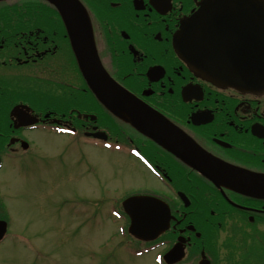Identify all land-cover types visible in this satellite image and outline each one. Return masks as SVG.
I'll use <instances>...</instances> for the list:
<instances>
[{"label": "flooded vegetation", "instance_id": "obj_1", "mask_svg": "<svg viewBox=\"0 0 264 264\" xmlns=\"http://www.w3.org/2000/svg\"><path fill=\"white\" fill-rule=\"evenodd\" d=\"M200 1L80 0L105 68L172 123L162 132L165 143L93 95L54 3L0 0V222H6L5 237L15 234L13 209H23L14 178L28 176L36 158L43 168L37 208L60 209L55 195L62 149L75 146L74 160H84L87 174V151L117 144L128 174H133L129 166L138 171L137 163L160 190L149 188L143 177L133 189L166 201L174 216L169 242L183 236L184 257L203 249L212 264L217 254L224 262L232 258L244 264L236 256L264 253V193L233 189L221 178L233 168L236 181L264 180V91L216 85L196 76L175 53V28ZM229 43L226 35L221 44ZM86 197L85 209H92ZM215 230L227 237L213 238ZM208 232L211 238L205 237ZM54 248L57 244L53 253Z\"/></svg>", "mask_w": 264, "mask_h": 264}, {"label": "rangeland", "instance_id": "obj_2", "mask_svg": "<svg viewBox=\"0 0 264 264\" xmlns=\"http://www.w3.org/2000/svg\"><path fill=\"white\" fill-rule=\"evenodd\" d=\"M89 150L87 155L91 172L88 170L87 174L84 160L82 162L74 160L78 156L74 155V152L78 151L75 146H70L69 150L62 155L61 166L57 171L59 191L55 195L56 201L60 199V209L37 208L42 202L40 197L42 182L38 180L43 168L39 158L31 164L32 168L28 176L14 178L18 205L23 209H13L17 216L13 223V230L31 235L42 227L45 229L46 226H52L55 223L58 227L57 238L60 247L57 264H160L156 258L162 247L152 248L140 244L137 248L140 254L126 247L133 249L131 242L125 239L123 232L125 220L119 215V209H92V217L87 219L84 215L85 209H74L70 206L71 201L76 197L78 200L83 199L86 193L87 195H98L99 191L100 194L114 193L115 199H113L116 202L123 192H120L122 188L123 190L139 188L136 185V179L149 177L144 172L141 173L142 170L139 169L140 166L137 163L134 164L138 167H135L138 171L133 168L134 166H129L132 167L130 173H133L129 175V168L123 166L128 167L124 155H118L116 152L110 153L103 149ZM56 166L57 164L52 161L50 167L55 168ZM8 178L11 179L10 176ZM130 180L135 183L127 188L126 184ZM147 180L149 188L160 191L154 186L153 179L147 178ZM100 183L103 186L99 189ZM91 185V191H88ZM114 200L105 198L101 202L107 203L101 206L110 207ZM45 202L46 200H44V205ZM215 232L213 238L227 237V232L223 231L220 234L216 230ZM210 235L211 232H208L205 237L211 238ZM33 240L37 245L47 246L41 238H33ZM50 240H52V234ZM123 241L124 244H122ZM20 244L9 238L0 245L2 264H35L28 248ZM53 251H56V248ZM90 256L91 260H89ZM236 258L238 261L242 258L243 260L252 259L256 264H264V253L258 258H250L248 255Z\"/></svg>", "mask_w": 264, "mask_h": 264}, {"label": "water", "instance_id": "obj_3", "mask_svg": "<svg viewBox=\"0 0 264 264\" xmlns=\"http://www.w3.org/2000/svg\"><path fill=\"white\" fill-rule=\"evenodd\" d=\"M68 2L72 4V11H64L62 6L60 11L62 10L61 14L65 20L72 44L76 47L77 54L81 56L87 52L92 54L93 63L91 66H84L82 60L80 61V66L89 79L90 86L96 95L113 110L116 108L126 110L136 126L142 131L146 133L149 131L154 134L155 132L153 131L156 128L154 124L159 121V128H162V131H167L166 127H168V124L164 120H160L162 118L158 114L144 104L139 103L133 96L113 84L106 77L97 62L84 10L71 0H68ZM252 4L254 13L264 15V4L261 0H252ZM57 5L59 6V4ZM183 29L186 32H182ZM200 37L199 23L193 22L182 24V28L176 39V43L183 48V51L179 52V54L187 58L196 72L215 83L247 87L264 86V52L254 51L251 65L247 68H240L235 66L232 57L225 58L220 56L221 58H218L213 52L214 46H211L212 52L207 49V44H205L204 48H201L200 42H204L205 40H200ZM185 40H188V46ZM98 79H100V83ZM229 181L230 184L235 182L233 180ZM131 201L144 205L148 204L149 199L140 197L131 198L126 201L125 205L127 207L132 206L133 203H130ZM125 211L128 212L131 218L129 231L140 238H153L167 225L168 209H125Z\"/></svg>", "mask_w": 264, "mask_h": 264}]
</instances>
